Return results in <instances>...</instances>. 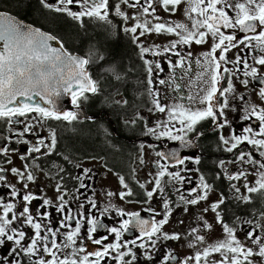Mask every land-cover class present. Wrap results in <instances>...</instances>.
<instances>
[{"label": "snow or ice", "instance_id": "snow-or-ice-1", "mask_svg": "<svg viewBox=\"0 0 264 264\" xmlns=\"http://www.w3.org/2000/svg\"><path fill=\"white\" fill-rule=\"evenodd\" d=\"M44 9L63 14L83 23L87 19L110 22L119 17L126 26L123 31L131 36L142 61L145 91L151 98L149 116L157 115L153 123L141 112L125 123L137 124L144 121L146 135L157 141L179 142V148L169 151L156 150L153 145H141L137 158L139 165L148 163V152L154 151L152 170L145 183L137 181L142 193L137 192L119 175L123 191L106 192L107 197L118 195L121 201L144 204V212L152 218L144 219L140 212L114 209L121 219L119 227H107L98 217L91 215L98 209L97 201L85 193L91 187L92 170L76 164L80 171L70 176L78 182L70 191L64 184V168H59L55 185V201L41 198L30 191V183L36 180L35 172L45 173L39 160L56 155L57 137L50 131L45 137L37 128L43 129L46 120L74 121L77 113L56 111L45 105L54 103L52 97L61 92L71 95V102L79 108L87 94H96L98 84L92 79L88 57H80L67 51L56 36L18 21L14 15L0 10V122L7 135L0 130V264H264V206L252 210L251 218L240 220L237 234L235 221L226 223L219 209L226 197L219 199L202 210L200 204L208 201L213 185L200 169L189 168L188 162L199 165V156H188L180 149L194 146V138L203 135L197 131L202 121L211 120L216 131L221 151L228 154L215 162V179H226L235 193L234 198L245 204L252 203V194L264 193V87L254 95L259 103L249 100L244 94H235L236 79L247 87L249 79L264 85V0H39ZM186 4L182 21H173L172 16L181 4ZM163 11L169 19L159 15ZM230 30V31H229ZM172 37L164 44H147L151 35ZM210 47L199 56L190 51V46ZM55 41L58 47L52 45ZM239 49L235 58L228 56ZM101 59H103L101 57ZM231 65V67H229ZM119 81L121 75L109 69ZM185 81L188 82L187 88ZM160 86H164L161 92ZM168 93H173L169 97ZM239 100L242 108L233 101ZM127 105L128 101L117 100ZM243 112L240 119L251 124L242 127L239 133L222 134L225 127L231 128L227 111ZM36 115L29 119V114ZM16 125H23L17 129ZM18 135L31 136V141L14 138ZM23 143L25 152L20 155L22 168L11 167L10 153L17 152L11 143ZM31 144L30 147L27 145ZM247 149V150H245ZM68 160L67 157L64 158ZM31 160L32 163L28 161ZM193 172L199 173L197 178ZM9 173L15 183L8 180ZM136 169H132L135 178ZM249 176L252 177L249 180ZM243 181V192L239 182ZM17 185L20 186L18 190ZM143 199L133 201L134 196ZM81 198L86 203H82ZM178 198V199H177ZM42 203L33 206V202ZM159 201L153 207L154 201ZM75 204V208L73 207ZM87 207V211H83ZM182 208L187 214L195 209L186 235L191 254L181 259L170 249L167 241H179L180 233L165 232L174 211ZM109 211L105 207L101 215ZM211 211L215 223L221 226V236L208 242L207 235L213 225L205 217ZM53 212L56 216H53ZM83 222V223H82ZM184 224L183 220L179 221ZM86 231L82 233V228ZM100 229L114 237L112 243L104 244L107 235L96 238ZM130 229L138 235L131 240L121 237ZM103 246L96 251H86L85 239ZM79 246L77 247V244ZM136 250H141L139 253ZM209 261L210 257H217Z\"/></svg>", "mask_w": 264, "mask_h": 264}, {"label": "flooded vegetation", "instance_id": "flooded-vegetation-1", "mask_svg": "<svg viewBox=\"0 0 264 264\" xmlns=\"http://www.w3.org/2000/svg\"><path fill=\"white\" fill-rule=\"evenodd\" d=\"M26 3L30 1L36 2L40 10L51 17H57L62 21L63 27H70L64 29L61 32L58 28L47 27L42 25L36 18L30 20L27 23L34 24V26L44 30L45 32L56 36L62 41L65 49L72 54L78 55L82 58L88 57L91 54V63L87 66L89 73L93 80L98 84V91L96 94H87V100H81L80 106L77 108L70 103L71 108L67 111H73L77 113V119L71 122L68 121H56L46 120L44 122L43 129L37 128L38 132H41L45 137L48 136L50 131H55L57 137V147L55 149L56 155L51 157H44L39 160V164L43 167L45 173L49 175L41 174L39 170L35 172L36 180L34 183H30V187L27 191L41 198H49L56 203L54 191L55 185L57 184L58 169L64 168L66 171L63 173L64 184L67 188L72 191L73 186L78 187V182L70 179V176H75L80 169L76 168V164L82 165L83 168L91 169L92 180L87 181L91 185L85 195L95 199L98 204V209L93 210L91 215L98 217L106 228L107 227H119L121 219L127 217H120L116 214L114 209H123L126 212H140L141 217L144 219H151L152 216L149 213L144 212L142 209L146 207L144 204L139 203H128L121 201L118 195L107 197L106 192L118 193L123 191L122 186L119 183V175H123L127 178L130 186L133 187L137 192L142 193L143 190L139 189L137 181L139 183H145L148 179V173L152 170V160L155 159L154 151L149 148L146 149L148 152V163L141 166L137 162V158L141 154V145H153L156 150L169 151L172 148H179V142H172L168 140L157 141L155 137L145 134L144 121H138L137 124L125 123L133 118L134 113L141 112L145 117L151 120L153 123L158 119L157 115L149 116L148 107H151L150 97L145 91L142 71V61L139 59L138 49L135 44L131 42L130 34L123 31L126 26L125 22H122L119 17L110 19V22L98 21L94 19H85L83 23L74 21L71 18L63 15L51 12L44 9L40 4L39 0H20ZM24 7L25 5H18ZM186 4H181L179 10L171 17L173 21H182L183 11ZM35 9L37 7L35 6ZM159 15L165 19H169V15L163 11L159 12ZM20 16V15H19ZM20 18H23L20 16ZM24 19V18H23ZM32 24V25H33ZM230 31V30H229ZM172 37L165 35H151L144 38L147 44H164ZM106 40V43L103 41ZM117 42L119 45L122 43L128 47V53L123 57H127L125 63V71L119 72L117 67L119 64L118 55L112 52V48L108 45L109 42ZM209 43L204 45H191L190 51L195 55L199 56L203 51L210 47ZM239 49H234L228 53L229 58L234 59ZM101 57L103 59H101ZM119 57L123 58L119 55ZM134 66V67H133ZM231 67V65H229ZM109 69H115L122 79L117 80L113 73ZM261 71H264L262 69ZM249 79V84L245 87L240 79L234 81L235 94L237 96L244 94L249 100L254 103H259L258 97L254 95V92L258 91L261 85L258 80L252 78ZM188 82L185 81V87L187 88ZM161 92H164V86H160ZM169 97L173 93H168ZM127 100V105L117 104V100ZM238 107L242 108V103L239 100L233 101ZM243 112H233L230 109L227 111V119L232 125L231 128L225 127L222 130V134L228 135L230 132L239 133L242 127L251 124L255 127L256 121L254 118L249 121H242L240 119ZM35 113L29 114V119L35 116ZM17 129H22L23 125H16ZM197 131L203 133L199 138H194L195 143L191 148L180 149L181 153L188 156H199L200 164L197 165L194 162L189 161L188 167L192 169L199 168L200 173H203L208 179L209 183L213 185V190L209 192V198L206 204L202 202L200 209L202 210L205 206L211 205V203L217 201L221 195L224 194L226 197L225 204L221 206L219 211L221 212L223 219L230 225L235 221L238 229V236L243 239V233L239 231L241 227L240 221L236 220L237 217L243 220L245 217L251 218L250 213L254 209H258L264 204L260 203L258 194H252V203L245 204L241 201H237L234 196L235 193L229 187V182L226 179H215L216 169L214 167L215 162L219 158H223L228 154L221 151V146L218 141L217 133L213 130L211 120L202 121L197 126ZM0 130H3V134L7 135V130L4 129V125L0 122ZM25 138L30 141L34 139L31 136L18 135L14 138L23 141ZM3 141H0L2 143ZM28 147L31 144L27 145ZM12 148H16L17 152L10 153V158L13 163L11 167L22 168L24 161L20 159V155L25 152L26 146L21 144L11 143ZM247 150V149H245ZM67 157L68 160L64 158ZM32 163L31 160L28 161ZM132 169H136L135 178L132 177ZM192 175L197 178L198 183L199 173L193 172ZM252 177L249 176V180ZM8 180L15 183V180L9 173ZM243 181L239 182L242 183ZM18 190L20 186L17 185ZM243 192V187H241ZM143 195L134 196L131 199L133 201L137 199H143ZM178 199V198H177ZM82 203H86L81 198ZM42 203V200L33 202V206ZM159 201L153 202V207H156ZM75 208V204H73ZM109 207V211L101 215V211ZM87 211V207L83 210ZM193 209L185 214L182 208H178L174 211L170 217V221L164 227L165 232H176L180 233L182 239L179 241H167L164 242L167 246L172 249L177 256L181 259L191 254L192 250L187 247L188 236L186 235L191 224H194ZM56 216V213H52ZM213 225L211 233H201L207 235L208 242H213L217 237L221 236V226L215 223V214L209 211L205 217ZM183 220L184 224H180L179 221ZM83 223V222H82ZM86 231V226L82 228V233ZM101 235L109 236L104 244L112 243L114 237L111 236L106 229H100L98 234H94L96 238ZM138 235L136 229H130L124 233L121 237L122 240H131ZM79 241L77 247L79 246ZM86 251L99 250L102 245H95L85 239L82 241ZM138 253L141 250H136ZM3 250L0 249V253ZM218 259L217 257H210L209 261ZM103 264V262H102ZM108 264H112L111 257L108 258ZM139 264H144L143 257H140ZM203 264V262H202Z\"/></svg>", "mask_w": 264, "mask_h": 264}, {"label": "trees", "instance_id": "trees-1", "mask_svg": "<svg viewBox=\"0 0 264 264\" xmlns=\"http://www.w3.org/2000/svg\"><path fill=\"white\" fill-rule=\"evenodd\" d=\"M18 5H25V6L19 7ZM35 6L37 7V9H35ZM0 10L9 12L25 22H29L30 20L34 21L33 18H36L42 25L44 24L47 27H54L56 29L58 28L61 32H63L64 29L67 30L70 28V27L64 28L62 25V21L59 18L54 17V16L51 17L43 13L38 7V5L36 4V2L34 1H30L26 3L25 1H20V0H0ZM19 15L23 17L24 19L20 18ZM103 41L105 42V44H107L105 39H103ZM108 45L111 46L112 52L118 55V59L119 58L121 59V61H118L120 64L117 67L118 71L122 72L121 69L125 71V67L127 65L125 61L127 57H123V56L128 53L129 51L128 47L124 43L119 45L117 42H114V41L109 42ZM119 55L122 56L123 58L119 57ZM256 194L261 196L259 198L256 196V199H259L260 203L264 204V193H256Z\"/></svg>", "mask_w": 264, "mask_h": 264}, {"label": "water", "instance_id": "water-1", "mask_svg": "<svg viewBox=\"0 0 264 264\" xmlns=\"http://www.w3.org/2000/svg\"><path fill=\"white\" fill-rule=\"evenodd\" d=\"M9 13V12H8ZM11 14V13H10ZM13 15V14H11ZM16 17V16H15ZM17 18V17H16ZM18 21H22L24 22L25 24H28V25H31L33 27H36L30 23H27L19 18H17ZM38 28V27H37ZM41 31L45 32L44 30L41 29ZM47 33V32H46ZM49 34V33H48ZM52 43V45L54 47H58V45L56 44L55 41H52L50 42ZM75 55V54H74ZM54 103L51 104V105H45L43 103V101H38V98H37V102H39L41 104V106L43 107H50L52 108L53 110H56V111H60V112H63V111H67L69 108H71V95L70 94H64L63 92H61V94L59 96H54L52 97Z\"/></svg>", "mask_w": 264, "mask_h": 264}, {"label": "rangeland", "instance_id": "rangeland-1", "mask_svg": "<svg viewBox=\"0 0 264 264\" xmlns=\"http://www.w3.org/2000/svg\"><path fill=\"white\" fill-rule=\"evenodd\" d=\"M240 185H241V187H243V182L242 183H240ZM257 195V194H256Z\"/></svg>", "mask_w": 264, "mask_h": 264}]
</instances>
